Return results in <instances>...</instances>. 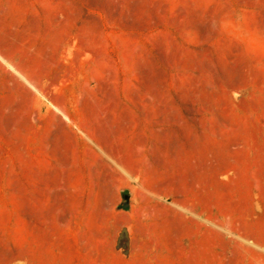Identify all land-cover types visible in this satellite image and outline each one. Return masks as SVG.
Wrapping results in <instances>:
<instances>
[{
	"label": "rangeland",
	"instance_id": "obj_1",
	"mask_svg": "<svg viewBox=\"0 0 264 264\" xmlns=\"http://www.w3.org/2000/svg\"><path fill=\"white\" fill-rule=\"evenodd\" d=\"M0 264H264V0H0Z\"/></svg>",
	"mask_w": 264,
	"mask_h": 264
}]
</instances>
